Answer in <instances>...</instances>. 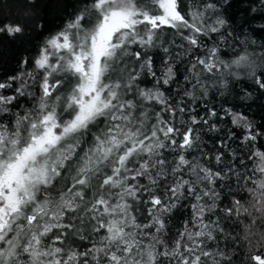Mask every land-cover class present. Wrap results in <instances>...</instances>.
<instances>
[{"label": "snow or ice", "instance_id": "6c2138e0", "mask_svg": "<svg viewBox=\"0 0 264 264\" xmlns=\"http://www.w3.org/2000/svg\"><path fill=\"white\" fill-rule=\"evenodd\" d=\"M257 37L264 0L0 11V264H264Z\"/></svg>", "mask_w": 264, "mask_h": 264}, {"label": "trees", "instance_id": "16d2710c", "mask_svg": "<svg viewBox=\"0 0 264 264\" xmlns=\"http://www.w3.org/2000/svg\"><path fill=\"white\" fill-rule=\"evenodd\" d=\"M13 5H14V0H0V11L2 12H10L13 8ZM244 5H241V7H243ZM237 11H239V9H237ZM243 16L244 14L242 12L239 13V16L237 17V23L240 24V23H243ZM260 21H257V23H259ZM257 39H264V37H257ZM227 58V57H226ZM213 103H218V101H213ZM253 112H255V109L252 110ZM259 122V120H258ZM235 147V146H234ZM194 201L191 200V198H189L188 201L185 202V208L183 210V215H182V218L183 219H187L190 212V206H191V203H193ZM180 223V219H177L176 221V225L178 226Z\"/></svg>", "mask_w": 264, "mask_h": 264}]
</instances>
